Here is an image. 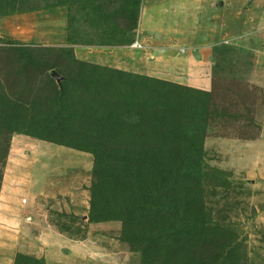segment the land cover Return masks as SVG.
Returning <instances> with one entry per match:
<instances>
[{
    "label": "rangeland",
    "instance_id": "374dc122",
    "mask_svg": "<svg viewBox=\"0 0 264 264\" xmlns=\"http://www.w3.org/2000/svg\"><path fill=\"white\" fill-rule=\"evenodd\" d=\"M137 6L1 0L0 190L25 159V222L77 239L115 223L113 252L51 251L71 263L264 264V0ZM132 20V43L118 41L116 22ZM158 148L162 172L148 168ZM160 194L176 216L150 236ZM118 198L142 202L144 220L118 216ZM7 244L0 264H50Z\"/></svg>",
    "mask_w": 264,
    "mask_h": 264
},
{
    "label": "crops",
    "instance_id": "0c3cea01",
    "mask_svg": "<svg viewBox=\"0 0 264 264\" xmlns=\"http://www.w3.org/2000/svg\"><path fill=\"white\" fill-rule=\"evenodd\" d=\"M14 160H17L16 156ZM26 164L27 161L21 159L20 162H9L6 167L0 190V242H7V245H13L12 248L20 247L26 254L42 256L50 264H81L68 262V256L63 254L53 256L51 251L62 253L70 248L82 249L84 254H77L75 261L84 260L82 263H85L92 256L113 252L117 248L115 233L119 234V230L115 223L103 226V231L89 228L84 237L77 239L60 232L45 219L33 217L25 222L24 204L21 208L15 201L24 198L20 188L26 179ZM107 229L110 232L107 233Z\"/></svg>",
    "mask_w": 264,
    "mask_h": 264
},
{
    "label": "trees",
    "instance_id": "16d2710c",
    "mask_svg": "<svg viewBox=\"0 0 264 264\" xmlns=\"http://www.w3.org/2000/svg\"><path fill=\"white\" fill-rule=\"evenodd\" d=\"M0 2H1V0H0ZM136 2L138 5L137 7H139L141 5V0H136ZM126 3L127 2H125L124 6H123V10L127 9ZM26 9H31V7L27 6ZM134 29L135 28H134L133 20L130 22H127L125 25H121V24L116 22V25L114 28L115 37L118 38V41H120V42H129V41L131 42V40L133 39V34H134L133 30ZM49 74H50L49 78L54 83H56L57 86L59 85V87H60V84L57 82V77L53 73H49ZM59 77H61L62 79H66V77L61 76V74ZM69 79H70V77L67 80H69ZM133 116H137L138 119H142L143 113L137 112V113H134ZM77 144L83 145L79 141H77ZM79 148H81V147H79ZM86 151H88V149ZM156 151H157V154L153 155L152 161L157 166V168L155 166H151V165H148V168L151 170H158L159 172H162L163 171L162 168L168 167L169 165L172 164V162L168 159V157H170V156L165 154L163 149L158 148ZM93 154L96 158H99V156H100V153H98L96 151H93ZM166 202H167V205H166ZM116 206L119 207V210L117 213L118 216H119V214L126 212V211H128L130 213H133L132 211H134V212H137L139 214V216L144 220V218L142 217L143 210L141 209V206H143L142 202L138 201L137 203H135L134 201H128L125 199L118 198L116 201ZM146 208L148 210L150 209V211H149L150 216L148 218V221L144 220L145 225H149L150 229H149L148 234L150 236H152L153 233H151V232H153V230L156 228V226H165V223L158 221V218L160 216H163V215L164 216H171V217L176 216L175 215L176 211H175V207L173 206V201L167 199L166 196H164L163 194H160L159 199L156 201V203H155V205H153V207L146 206ZM93 218H97V216L93 215ZM168 227L173 228V230L180 231V232H184L186 230L184 227L179 228L173 224H169ZM154 240H155V237H154Z\"/></svg>",
    "mask_w": 264,
    "mask_h": 264
},
{
    "label": "water",
    "instance_id": "95a60500",
    "mask_svg": "<svg viewBox=\"0 0 264 264\" xmlns=\"http://www.w3.org/2000/svg\"><path fill=\"white\" fill-rule=\"evenodd\" d=\"M61 79H62V78H59V77H58V78H57V82L59 83V81H60Z\"/></svg>",
    "mask_w": 264,
    "mask_h": 264
},
{
    "label": "built area",
    "instance_id": "2783aa9c",
    "mask_svg": "<svg viewBox=\"0 0 264 264\" xmlns=\"http://www.w3.org/2000/svg\"><path fill=\"white\" fill-rule=\"evenodd\" d=\"M133 45V44H132ZM133 46H135V45H133Z\"/></svg>",
    "mask_w": 264,
    "mask_h": 264
}]
</instances>
